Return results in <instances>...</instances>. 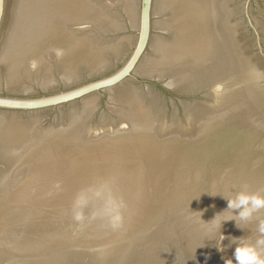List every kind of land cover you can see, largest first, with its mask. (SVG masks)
<instances>
[{"label": "water", "instance_id": "obj_1", "mask_svg": "<svg viewBox=\"0 0 264 264\" xmlns=\"http://www.w3.org/2000/svg\"><path fill=\"white\" fill-rule=\"evenodd\" d=\"M240 191L264 0H0V264H225L264 220L211 221Z\"/></svg>", "mask_w": 264, "mask_h": 264}, {"label": "clouds", "instance_id": "obj_2", "mask_svg": "<svg viewBox=\"0 0 264 264\" xmlns=\"http://www.w3.org/2000/svg\"><path fill=\"white\" fill-rule=\"evenodd\" d=\"M223 197V196H222ZM227 201V208L215 215L216 224L222 227V224L228 221H249L254 213L264 209V195L259 193H249L240 191L231 198L223 197ZM230 210L232 215L221 218V213ZM238 228V227H237ZM260 238L255 243L242 239L241 237H231L230 244L235 245L233 256L225 261V264H264V220L260 221L258 226ZM229 239L220 232V248L218 251H224L222 242Z\"/></svg>", "mask_w": 264, "mask_h": 264}]
</instances>
